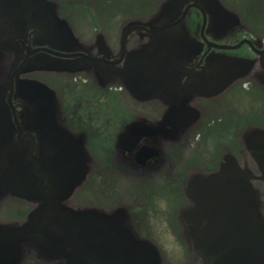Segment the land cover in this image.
Instances as JSON below:
<instances>
[{
	"label": "flooded vegetation",
	"instance_id": "obj_1",
	"mask_svg": "<svg viewBox=\"0 0 264 264\" xmlns=\"http://www.w3.org/2000/svg\"><path fill=\"white\" fill-rule=\"evenodd\" d=\"M32 1L35 3L37 0ZM241 1L218 0L223 16L215 21L210 13L206 12L205 18L201 9L191 7L194 0H169L165 5H161L159 13L150 21L135 22L146 29H134L129 33L124 54H122V39L131 24L120 29L122 32L119 49L115 50L103 32H97L90 43H83L77 36L70 19L63 14L57 0H42L24 7V10L28 8L29 11L30 8L33 12H24L16 27L9 29L6 25L5 29L0 28V50L3 52L0 69V103L7 118L5 124L7 130L5 137H7L3 140L0 173L4 169L13 167L17 154L23 152L28 161L36 160L35 163L29 162L33 163L31 164L33 174L40 179L46 177L44 184L48 186L50 173L43 170L39 155V133L34 131L30 134L27 129L36 124L35 117L30 116L32 112H36L37 107L17 95V84L21 80H38L52 88L57 94V121L72 132L84 125V120L79 114L80 109L64 108L60 92L55 86H50L47 80L37 78V74H52L49 76H57L60 80V75L85 72L90 73L104 89H112L111 84L119 83L120 90L126 94V98H121L120 102L124 104L128 117L122 119L123 132L117 137L115 135L116 139H111L114 159L109 160L106 167L115 171L112 173V180H115L114 177L120 178L119 175L143 179L162 177L173 179L181 173L184 175L180 178H189L190 174H194L192 179L196 177L195 175L200 174V171L195 172V169L186 173L178 171L177 148L184 141L183 138L188 136V144L192 132L209 129L212 126L208 121L209 117L226 110L227 95L234 96L238 91L242 92L244 83L250 84L253 92L264 95V44L259 43L250 33V29L243 26V12L237 6ZM254 2L260 4L258 8L262 10L264 0H254ZM225 11L232 15L231 19L225 18ZM36 13H39V16L35 20ZM65 27L69 28L72 36ZM157 30L159 32L155 35L150 32ZM90 32L92 35V30ZM54 36L60 37L59 41ZM244 40L252 41L253 46L245 43L240 48H232ZM104 46L109 54L108 60L114 62L122 59L116 67L102 68L99 63L89 62L80 56L59 55L80 52L88 57L101 58ZM163 57L168 59L163 60ZM240 61L250 62V68L244 74L239 68H235L237 64L232 63ZM42 62L45 66L40 68L38 65ZM129 70L134 74L133 77L137 79L140 87L146 89L145 84L148 83L152 86L151 93L137 94L128 90V87L137 85L133 86L129 81ZM238 73L241 75L238 76ZM147 113L152 115L151 118L146 117ZM16 117L19 118L23 133L16 124ZM135 124L151 126L153 131L131 132ZM142 133L145 136L134 145L133 140ZM75 137L76 140L85 142V155L82 162L79 160L75 162L77 168L83 167L84 174L74 192L64 199H57L56 204H51L49 199H38L35 202L21 198L12 189L0 185V226L9 228L23 226L29 222L33 213L42 209L83 211L67 203L91 180H93V189L98 188L99 170L96 160L91 155L88 156L87 137L85 135ZM15 146H20L22 149L17 150ZM234 147V151H228L222 156L221 162L227 154H232L243 167L250 168L258 175V166L246 149L245 139L242 136L235 137ZM221 162L217 169L220 168ZM102 179L100 177V180ZM260 183L264 184V182H256V185ZM185 195L187 197V193ZM10 198L13 200L10 201ZM17 200L27 202L33 207L29 209L21 205L26 208L24 213L11 218L3 217L7 204ZM94 206L87 210L110 215L127 233L126 237H123V261L120 264L140 263L147 254L142 251L143 242L150 243L158 252L150 238L142 236L137 229L136 220L127 207L119 205L116 209L106 210L98 205ZM182 211L181 222L190 242L182 220ZM23 215H26L23 220H17ZM61 226L55 215L51 214L49 218L45 216L40 220L39 234L33 236L34 238L24 239L20 245L16 234L8 230L0 231V264H71V260L77 255L72 246H66L61 252H52L41 245L45 240L43 236L52 232L53 227ZM61 232L64 233V230ZM110 254L112 256L111 252ZM148 256L150 264H154L153 253H148Z\"/></svg>",
	"mask_w": 264,
	"mask_h": 264
},
{
	"label": "water",
	"instance_id": "obj_2",
	"mask_svg": "<svg viewBox=\"0 0 264 264\" xmlns=\"http://www.w3.org/2000/svg\"><path fill=\"white\" fill-rule=\"evenodd\" d=\"M38 1L42 0H37L35 3ZM35 3L32 0H0V28L5 29L7 25L10 29L19 25L24 12H33L30 8L29 11L28 8L24 10V7ZM191 7L201 9L205 18L206 12L210 13L215 21L223 16L218 0H194ZM224 15L226 19L232 18V15L226 11ZM38 16L39 13H36L34 19L36 20ZM3 20L4 23H2ZM139 28L146 29L138 23H133L125 32L122 39V54L125 53L129 33ZM66 29L70 32L68 27ZM150 32L155 35L159 30ZM70 35L72 36L71 32ZM54 38L58 40L60 37L54 36ZM245 43L253 46L252 41L244 40L232 48H240ZM102 54L101 58L88 57L80 52L59 55L80 56L89 62L99 63L102 68L116 67L122 61V59L114 62L108 60L109 54L105 46ZM2 56L3 52L0 50V69ZM162 59L168 58L163 57ZM232 63L237 64L235 68H239L242 74L250 68V62ZM38 66L44 67L45 63L42 62ZM133 75L129 70L128 78L134 86L137 84V79ZM239 75L241 73H238ZM145 87L146 89L137 84L134 87H128V90L137 94L151 93L152 86L148 83ZM16 92L20 98L37 107L36 112H32L30 116L35 117L36 124L27 129L30 134L34 131L39 133V155L42 159L43 170L50 173V180L46 186L44 184L46 177L40 179L35 176L31 166L33 163L29 162L35 163L36 160L28 161L25 153L21 152L17 154L13 167L4 169L0 173V185L12 189L21 198L35 202L38 199H49L51 204H56L57 199L70 196L83 178V167L77 168L75 162L78 160L82 162L85 155V142L76 140L69 130L58 123L56 118L57 94L52 88L38 80L27 79L18 82ZM2 108L3 105L0 103V135L2 134L0 165L3 157V140L7 133L5 128L7 118ZM16 124L23 133L18 117H16ZM133 131H153V128L148 125L135 124L131 128V132ZM144 136L143 133L138 135L133 140L134 145L138 144ZM245 144L258 166V175L250 168L243 167L234 155L227 154L218 171L196 176L187 186L186 193L191 205L182 211V220L189 234L192 252L202 264H264V212L260 203L259 191L255 185L256 182H264V129H254L249 132L245 137ZM22 147L15 146L17 150H21ZM51 214L59 219L62 226L53 227L52 232L43 236L45 240L41 242V245L45 249L61 252L66 246H72L77 255L71 260V264L94 262L96 264H120L123 261V237H126L127 233L122 230L120 224L117 225L113 217L93 210L76 212L71 209H42L33 213L29 222L23 226L10 228L0 226V231L8 230L16 234L20 245L24 239L38 235L40 220L45 216L49 218ZM62 230L64 233L61 232ZM130 241L133 246L131 239ZM142 251L147 254L138 264H150L148 253H153L154 264H159V254L150 243L143 242Z\"/></svg>",
	"mask_w": 264,
	"mask_h": 264
},
{
	"label": "rangeland",
	"instance_id": "obj_3",
	"mask_svg": "<svg viewBox=\"0 0 264 264\" xmlns=\"http://www.w3.org/2000/svg\"><path fill=\"white\" fill-rule=\"evenodd\" d=\"M57 1L83 43H90L97 32H103L115 50L119 49L122 32L120 29L135 22L150 21L159 13L161 5L169 2V0ZM237 6L243 12V26L250 29V33L259 43L264 44V4L262 10L258 8L261 5L256 4L254 0H242ZM49 75L52 74L40 73L37 74V78L47 80L50 86H55L60 92L64 108L80 109L79 114L84 120V125L72 130L71 133L74 136L87 137L88 156L91 155L96 160L99 170L98 188L93 189L91 180L67 204L83 210L95 207L94 205L106 210L116 209L119 205L125 206L136 220L135 224L142 236L150 238L149 240L156 245L159 264H202L192 252L191 243L187 239L180 218L181 211L191 205L185 193L187 184L194 174H190L191 176L186 179L180 178L184 175L181 173L173 179L165 177L143 179L119 175L120 178L114 177L115 180H112V173L115 171L106 167L107 162L114 159L111 139L124 130L122 119L126 116V111L120 100L125 99L126 94L120 90L119 83L111 84L112 89H104L90 73L64 74L59 76L60 80L57 76ZM225 100L226 110L209 117L208 121L212 125L209 129L190 133L192 138L188 144V136L183 138L184 141L177 148L179 172H193L194 169L195 172L200 171V174L195 176L212 173L205 171L217 169L222 156L228 151H234L236 136L240 135L245 139L254 128L264 129V95L253 92L250 84L244 83L242 92L238 91L234 96L228 94ZM151 116L149 113L146 114L147 118ZM236 127L238 128L235 129ZM100 177L103 179L100 180ZM258 191L264 212V184H258ZM16 202L7 204L3 217L11 218L24 213L26 208L21 205L29 209L33 207L21 200ZM25 216L17 220H23Z\"/></svg>",
	"mask_w": 264,
	"mask_h": 264
}]
</instances>
